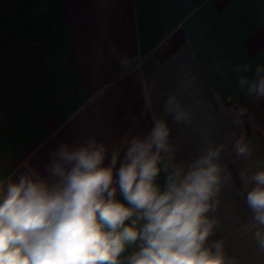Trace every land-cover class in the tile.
Masks as SVG:
<instances>
[{"label":"crops","instance_id":"obj_1","mask_svg":"<svg viewBox=\"0 0 264 264\" xmlns=\"http://www.w3.org/2000/svg\"><path fill=\"white\" fill-rule=\"evenodd\" d=\"M259 65L264 0H0V176L29 156L42 172L61 143L144 133L156 113L176 161L223 145L230 179L209 214L210 239L236 264H264L244 199L246 181L264 170V99L237 84ZM169 96L187 113L180 123L164 111ZM237 140L247 155L236 154Z\"/></svg>","mask_w":264,"mask_h":264},{"label":"clouds","instance_id":"obj_2","mask_svg":"<svg viewBox=\"0 0 264 264\" xmlns=\"http://www.w3.org/2000/svg\"><path fill=\"white\" fill-rule=\"evenodd\" d=\"M237 84L264 99V65ZM164 111L176 123L187 118L175 96ZM233 111L243 116L247 109ZM152 120L148 131L128 132L112 145L94 137L61 143L42 172L29 156L0 176V264H236L221 240L210 239L216 221L209 214L230 179L220 163L223 145L190 163L176 161L168 122L156 113ZM234 147L238 156L249 152L242 140ZM248 183L249 228L264 248V170Z\"/></svg>","mask_w":264,"mask_h":264}]
</instances>
